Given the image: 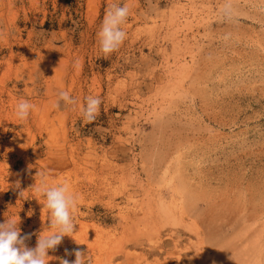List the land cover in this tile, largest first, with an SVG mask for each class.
Masks as SVG:
<instances>
[{"label":"rangeland","instance_id":"1","mask_svg":"<svg viewBox=\"0 0 264 264\" xmlns=\"http://www.w3.org/2000/svg\"><path fill=\"white\" fill-rule=\"evenodd\" d=\"M38 171L78 197L48 264H264V0H0V223L29 248L57 230Z\"/></svg>","mask_w":264,"mask_h":264},{"label":"clouds","instance_id":"2","mask_svg":"<svg viewBox=\"0 0 264 264\" xmlns=\"http://www.w3.org/2000/svg\"><path fill=\"white\" fill-rule=\"evenodd\" d=\"M129 6L127 4L117 5L113 4L106 12L102 27L97 33L99 37L100 50L104 57L114 51H117L124 40L126 39V32L121 28L129 15ZM59 97L66 104H74L75 100L69 96L67 91L61 90ZM102 101L99 97H86V105L81 109L84 120L92 122L99 114V109ZM34 105L27 101H22L17 105V116L24 120L28 117ZM31 165L27 171L31 173ZM40 176V185L36 190L45 197L44 208L49 210L48 218L51 221L50 228L57 229L49 233L39 234L35 248H29L26 241L30 240L33 233H26L21 235L19 221L12 217H7L6 220L0 223V264H48L49 250H55L61 244L65 236L74 237V217L73 213L77 207L78 197L70 191L67 182L49 186L44 174L38 171L37 177ZM20 188L19 182L15 185ZM33 187H36V183ZM25 191L20 190L19 197H24ZM75 241L80 243L75 237ZM66 255H75L74 261L61 258L60 264H86V252L82 249H74L69 252L65 249Z\"/></svg>","mask_w":264,"mask_h":264},{"label":"bare ground","instance_id":"3","mask_svg":"<svg viewBox=\"0 0 264 264\" xmlns=\"http://www.w3.org/2000/svg\"><path fill=\"white\" fill-rule=\"evenodd\" d=\"M181 185H183V184H181ZM182 187V186H181Z\"/></svg>","mask_w":264,"mask_h":264}]
</instances>
